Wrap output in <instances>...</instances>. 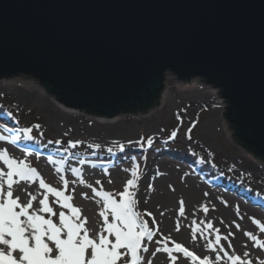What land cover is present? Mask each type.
<instances>
[{
	"label": "rangeland",
	"instance_id": "1",
	"mask_svg": "<svg viewBox=\"0 0 264 264\" xmlns=\"http://www.w3.org/2000/svg\"><path fill=\"white\" fill-rule=\"evenodd\" d=\"M203 80L182 81L172 72H166L163 85L167 87L164 92L167 95L153 115L120 113L106 120L54 103L53 99L57 97L32 76L19 74L4 78L0 80V135L14 142L0 141V150L7 149L11 158L25 161L46 183L58 190H64L61 177L67 180L65 195H71L70 202L81 209L82 218H88L86 227L92 235L103 223L98 215L102 203L96 202L101 198L94 195L93 188L114 195L122 192L127 180L132 178L131 169L138 166L137 187L130 190L136 192V210L151 213L144 218L156 230L153 240L145 241L148 252L140 253L144 264L149 260L151 264H172L166 252H156V249H163L165 245L174 247V243H180L201 259L208 256L215 264L216 254L206 247L208 240L214 241L215 229H219L222 236L233 234L229 240L234 251L228 248V241L221 240L230 254L240 255L251 260L252 264H264V249L254 247V242L245 236V232H251L264 240V232L255 223L264 224V183L262 186L257 180L262 178L264 181V164L262 166L260 158L247 153L231 136L235 131L226 129L222 121L223 112L227 113L229 107L218 93L222 90L201 82ZM12 81L21 83L12 84ZM193 83L198 86L194 88ZM212 92L214 97H209ZM218 107L220 110L216 113ZM59 111L69 114L70 119L60 123ZM214 119H217V125L211 124ZM224 120L226 122L227 118ZM27 128L32 131L26 135L23 130ZM108 128L120 133L114 134L118 139H106L102 131ZM173 131L177 132L176 137L170 138ZM149 138L152 139L151 146L147 144ZM120 145L124 146L123 151ZM109 148L112 152L108 151ZM237 161H244L255 169L263 168L262 173L261 169L254 171L253 168L245 171ZM72 169L79 170L80 175L77 176ZM0 170L7 172L2 161ZM237 185L242 188H234ZM246 191L262 204L246 197ZM27 193L37 197L34 208L41 207L38 201L47 194L57 214L62 210L69 212L55 203L56 197L39 188L38 180L14 185L13 196H19L20 203H26L30 198ZM82 193H86L87 198ZM181 201L183 216L179 213ZM205 206L209 209L207 214L203 211ZM52 218L58 222V215ZM109 219L111 221V217ZM208 222L212 223V229H206ZM197 227L204 231L207 239L202 238L200 231L195 233L196 239H192V230ZM158 240L161 243L157 244ZM245 252L249 253L246 258L243 257ZM173 255L178 258L176 264H193L191 258L182 253L173 252Z\"/></svg>",
	"mask_w": 264,
	"mask_h": 264
},
{
	"label": "water",
	"instance_id": "2",
	"mask_svg": "<svg viewBox=\"0 0 264 264\" xmlns=\"http://www.w3.org/2000/svg\"><path fill=\"white\" fill-rule=\"evenodd\" d=\"M166 72L221 89L225 126L264 158V0H0L1 81L111 120L158 108Z\"/></svg>",
	"mask_w": 264,
	"mask_h": 264
},
{
	"label": "snow or ice",
	"instance_id": "3",
	"mask_svg": "<svg viewBox=\"0 0 264 264\" xmlns=\"http://www.w3.org/2000/svg\"><path fill=\"white\" fill-rule=\"evenodd\" d=\"M31 131L30 128L23 130L26 135ZM176 134L177 132L173 131L170 138H175ZM0 141L14 142L5 135H0ZM147 144L151 146V138L147 140ZM72 147H75V144H72ZM123 148L124 146L120 145L121 151ZM108 151L112 152V149L109 148ZM0 161L7 168V172L0 170V264H120L122 260L124 264H144V257L140 253L148 252L145 241H152L156 230L151 228L144 218L145 215L151 216V213H141L136 210L138 203L135 198L136 192L130 190L137 187L138 166L134 165L131 169L132 178L127 180L122 192L114 195L103 191V189L93 188L94 195L101 198L96 202L102 203L98 215L102 218L103 223L100 225L99 231L92 235L90 234L91 230L86 227L88 218H82L81 209L70 202L73 197L65 195L68 188L67 180L61 177L64 190L50 186L40 177L35 168L30 167L25 161L18 162L11 158L7 149L0 150ZM57 170L60 171V169ZM72 171L77 176L80 175L79 170L72 169ZM37 180L39 188L46 189L47 193L56 197L55 203L60 204L63 209H68V213L62 210L57 214L50 205L47 194H44L43 198L38 201L41 205L38 208L33 206L37 197L32 193H27L30 198L26 203H20L19 196L14 198V185H19L22 181L35 183ZM80 182L84 183L83 180ZM109 182L111 183V181ZM88 187L92 186L88 185ZM151 187L149 185V190ZM82 195L87 198L86 193H82ZM116 196H119V199ZM180 205L179 213L183 216V201L180 202ZM203 211L207 214L209 209L205 206ZM45 214H47V218ZM57 215L58 222L52 218ZM109 217H111V221ZM152 223H156L155 218ZM255 223L259 225L260 231L264 232V224L259 221H255ZM212 228V223L208 222L206 229ZM177 231H179L178 225ZM192 231L193 240L196 239L197 231L201 232L202 238L207 239L204 231L200 228H193ZM214 231L215 239L214 241L208 240L206 247L216 254L215 264H219L221 261H227L229 264H252L251 260L244 259L240 255L230 254L221 244L222 239L228 241V248L233 249L232 242L229 240L232 233L222 236L219 229ZM245 236L254 242V247L264 249V240L258 239L251 232H245ZM156 243L159 244L161 241L158 240ZM160 251L168 254L172 264H176L178 259L173 255V252L182 253L184 257L191 258L193 264L197 261L199 264H214V261L208 256L201 259L200 256L195 255L180 243H174V247L165 245L163 249H156V252ZM248 255L249 253L245 252L243 257L246 258ZM153 256H155V252ZM125 257L128 259L125 260ZM148 264H151V260L148 261Z\"/></svg>",
	"mask_w": 264,
	"mask_h": 264
},
{
	"label": "bare ground",
	"instance_id": "4",
	"mask_svg": "<svg viewBox=\"0 0 264 264\" xmlns=\"http://www.w3.org/2000/svg\"><path fill=\"white\" fill-rule=\"evenodd\" d=\"M12 84H20L21 82H16V81H12L11 82ZM25 85V86H28V84H25V83H23L22 82V85ZM198 86V84L196 83H193V87L194 88H196ZM45 93V92H44ZM213 92H212V94H208V96L209 97H214L213 96ZM166 95L167 94H164L163 95V99H165L166 98ZM53 102L54 103H57V101L56 100H54L53 99ZM220 103V102H219ZM221 104V103H220ZM220 110V108L218 107V108H216V113L218 112ZM154 111H155V109L154 110H150V114H148L147 116H151V115H153V113H154ZM57 117L60 119L59 121H60V123H64L66 120H69L70 119V117H69V114H64V113H62L61 111H59V113L57 114ZM117 121L119 122V120H120V118H119V116H117ZM222 121H224L223 123H225V120H224V118H223V116H222ZM216 124L217 125V119H214L213 121H211V124ZM224 126H225V124H224ZM226 127V129H227V126H225ZM97 132H95V134H96ZM98 134V133H97ZM102 134L103 135H105V137H106V139L108 140V141H113V140H116V139H118L117 138V136H115L114 134H119L120 135V133H118L114 128H108V129H105V130H103L102 131ZM238 162V161H237ZM261 164H262V166H263V164L264 163H262L261 161H259ZM246 162H244V161H239L238 162V164L242 167V168H244L245 169V171H247V170H251V168H253V167H251V166H249V164H245ZM245 164V165H244ZM254 169V171H259L260 169H261V173H262V170H263V168H253ZM257 180H259L260 182H261V185L264 183V181H262L263 179L261 178H257ZM263 186V185H262ZM239 187H241L240 185H237L236 187H234V188H237V189H239ZM242 188V187H241ZM32 189H33V187H32ZM31 191H33V190H31ZM239 190H237V192H238ZM251 192L250 191H246L245 192V196L246 197H248L249 199H251V197L254 199V201H257V202H259V203H261L259 200H255L256 199V197H255V195H253V194H250ZM262 204V203H261ZM264 204V203H263ZM228 208V207H227ZM227 213H230L229 211H227Z\"/></svg>",
	"mask_w": 264,
	"mask_h": 264
},
{
	"label": "trees",
	"instance_id": "5",
	"mask_svg": "<svg viewBox=\"0 0 264 264\" xmlns=\"http://www.w3.org/2000/svg\"><path fill=\"white\" fill-rule=\"evenodd\" d=\"M161 96H162V94H160L159 95V97H158V100L156 101V103H154V105H152L151 106V108H149V109H147V110H143V111H136V112H145V111H148V110H150V109H152L153 107H155V106H157L158 104H159V102H160V100H161ZM57 98H58V96H56ZM58 100H59V98H58ZM90 114V113H89ZM90 115H93L94 116V114H90ZM95 116H98V115H95ZM227 118V117H226ZM232 127V126H231ZM234 136H235V138H236V134H234ZM236 140L238 141V139L236 138ZM239 142V141H238ZM239 144L241 145V143L239 142ZM242 146V145H241ZM243 148H244V146H242ZM261 159H264V158H261Z\"/></svg>",
	"mask_w": 264,
	"mask_h": 264
}]
</instances>
